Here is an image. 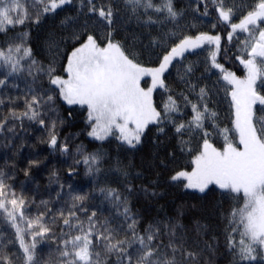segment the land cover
I'll return each mask as SVG.
<instances>
[{"label":"snow or ice","instance_id":"1","mask_svg":"<svg viewBox=\"0 0 264 264\" xmlns=\"http://www.w3.org/2000/svg\"><path fill=\"white\" fill-rule=\"evenodd\" d=\"M181 2L0 0V140L35 125L49 156L71 158L69 177L90 178L51 171L55 207L37 205L6 155L0 264H212L203 253L221 238L230 264H264V0ZM77 120L72 138L93 150L61 135ZM148 141L151 163L133 174ZM166 188L197 203L135 210Z\"/></svg>","mask_w":264,"mask_h":264},{"label":"trees","instance_id":"2","mask_svg":"<svg viewBox=\"0 0 264 264\" xmlns=\"http://www.w3.org/2000/svg\"><path fill=\"white\" fill-rule=\"evenodd\" d=\"M184 2H186V0H182L181 6H183ZM200 26L205 30H207L209 27L207 24ZM129 28L135 30V25H129ZM35 32L36 29L33 28V34H35ZM3 39L4 37L0 36V41ZM10 91L14 93L16 90L11 89ZM216 107L217 110L221 112L223 117L227 111V103L225 102L223 104H218ZM225 123H227L226 119ZM82 127V121L77 120L73 126H65V129L62 130L61 135L69 137L70 143L72 144L83 143L88 147V150H93L97 145L95 143H90L89 138H86L83 134L77 135L74 139L72 138V134L81 133ZM16 132L17 135L15 138L7 141L0 140V164L3 163L6 155L14 160V182L18 186L17 190L19 191V186L22 185L24 189L27 190L25 194L30 197H34L37 205H39L40 200H49L50 206L53 208L55 207V201H53L51 197L54 195L53 190L56 188V185L49 184V174L53 170L59 171L61 181L64 182L65 185L68 183H72L73 185H88L90 178L83 174V168L80 169L79 175H74L73 177H69L67 175V167L68 164L71 163V158L59 155H48L47 146L41 143L39 140V137L43 136L44 133L38 131L37 126H28L26 123L24 129L17 128ZM7 135L11 136V133H8ZM5 144L8 146L5 147ZM105 147L113 155H115V151L117 149V145L115 143L111 145L106 144ZM154 151L155 150L152 146V142L148 141L142 151L136 152L129 156V159H131L136 165V167L132 169L133 174H135L136 171L143 172L145 168L149 166L151 163L149 157ZM36 154H40L43 161L40 165V168H33L29 175H25L22 169L26 167L27 158L30 155ZM134 182L136 183L137 187H140L144 183L143 180H135ZM65 190H67L66 187ZM161 191L164 192V195L163 198H160L158 201L146 202L143 199L137 201L135 198H133L135 210L141 212L142 214L146 213L149 218H151L157 216L163 211H170L176 203H179L182 200L190 203H197V201L192 200L190 197H185L182 190L166 188L162 189ZM221 199L222 198L218 194L210 197L209 200L205 202L206 208L204 209V214L207 215V211L212 208V205ZM0 227L3 226L0 225ZM203 257L206 260L210 259L212 264H230V257L223 247L222 238L221 246L218 248V250L214 253L205 252L203 253Z\"/></svg>","mask_w":264,"mask_h":264}]
</instances>
